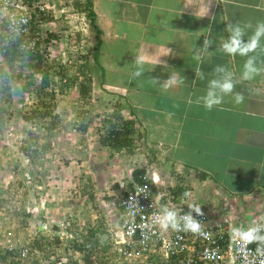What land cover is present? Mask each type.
<instances>
[{"label": "crops", "instance_id": "1", "mask_svg": "<svg viewBox=\"0 0 264 264\" xmlns=\"http://www.w3.org/2000/svg\"><path fill=\"white\" fill-rule=\"evenodd\" d=\"M90 2L99 39L95 62L90 55V72L95 73L98 86L103 85L108 91L102 89L108 99L117 96L124 107L123 114L128 115L130 108L144 127L157 158L161 156L159 160L165 161L164 170L156 171L158 179L166 188L188 189L182 199L186 207L194 202L208 216L214 213V218L209 216L212 219L229 221L241 229L248 227L252 219L264 212V73L251 81L240 80L246 57L229 56L218 48L229 36L227 25L251 24L254 29L257 22L264 21V0ZM94 31L90 27L95 40ZM205 37L213 45L201 61H196L193 49L201 47ZM106 52L121 56L116 66L99 65V54L102 60ZM138 54L145 55L150 63L145 64L144 75L135 78L133 61ZM158 57L163 63L153 67ZM260 62H264V53L258 57ZM217 65L227 67L240 80L235 91L245 98L236 104L234 93L209 111L196 101L206 93ZM197 68L204 72L205 79L196 78ZM171 74L183 78L184 83L165 90L164 80ZM152 78H158L161 85H153ZM114 154L111 157L115 158ZM124 154L120 158L123 170L128 166L125 156L129 155ZM140 160L139 157L137 163ZM152 168L148 170H155ZM237 181L247 185L237 187ZM115 188L116 184L106 187L108 197ZM112 208H106L105 217L118 224L121 215Z\"/></svg>", "mask_w": 264, "mask_h": 264}, {"label": "rangeland", "instance_id": "2", "mask_svg": "<svg viewBox=\"0 0 264 264\" xmlns=\"http://www.w3.org/2000/svg\"><path fill=\"white\" fill-rule=\"evenodd\" d=\"M71 1L61 0L55 5L52 17L47 22L37 23L36 27L41 38L40 47L45 50L44 63L49 68L48 77L55 91L52 102L56 103L55 110L62 116L59 124H66V128L54 130L45 137V130L41 127L21 121V111L29 110L37 101L33 92H23L22 88L26 82L37 83L40 77L34 73L27 78L24 76L29 73L24 60L16 59L5 66L13 75L21 73L22 76L10 79L11 88L0 93V223L12 224L16 228L15 233L23 240L34 239L37 232L48 238L55 236L58 239L52 243L55 250H65L69 240L78 239L75 235L81 236L88 225L96 224L101 219L109 222L108 226L115 225L105 217L109 203L105 189L114 180H121L139 158L136 154L125 153L128 155L125 156L128 166L123 170L120 159L123 152L115 153V158L108 156L107 149L97 142L100 132L96 130L98 122L112 109L118 108L114 106L118 97L108 99V91L104 90L103 85L102 88L98 86L94 72H90L89 80L84 82L91 89L88 97L80 98L78 95L77 82L84 68L90 65L94 38L85 13L75 9ZM58 7L62 12L55 14ZM119 57L106 52L102 60L99 54L98 63H110L114 67ZM124 65L127 66V63ZM57 73L63 75L60 89L54 83V74ZM73 78L76 81L73 80L72 85H64ZM118 104L123 114L124 107ZM80 117L87 124L85 132H78L72 126L77 124ZM29 131L42 136L38 139L37 147L47 142L45 151L33 153L36 146L28 137ZM140 159L143 160L142 157ZM160 162L163 163L152 165L155 171L164 170L165 161ZM208 163L211 164V161ZM234 184L237 187L247 185L245 181ZM209 216L214 218L215 214L210 212ZM52 229L55 233L51 232ZM20 264H34V261L30 263L27 260Z\"/></svg>", "mask_w": 264, "mask_h": 264}, {"label": "built area", "instance_id": "3", "mask_svg": "<svg viewBox=\"0 0 264 264\" xmlns=\"http://www.w3.org/2000/svg\"><path fill=\"white\" fill-rule=\"evenodd\" d=\"M59 2L61 0H0V8L9 13L19 12L28 18L27 32L21 36L25 40L18 44L20 48L35 47L38 52H45L40 47L37 23L44 20L47 22L49 10ZM0 38L3 45L14 42L8 33L7 21L0 24ZM43 56L46 57L45 53ZM117 183L115 192L110 194L109 203L121 216L118 224L107 227L110 240L107 250L102 252L99 246L91 251L84 246L82 251H77L73 245L74 242H81V237L75 235L78 239L69 240L65 250L56 249L50 259L45 261L41 252L36 249L30 251L29 245L33 239L23 240L15 233L16 228L12 224L0 223V255L8 252L10 259L14 261L30 257L31 260L37 259V264H52L53 261L54 264H85L83 256L87 254L88 264H99V258L105 259L106 264H261L264 261V256L256 253L257 245L250 244L247 250L239 247L241 241L231 235V230L241 227H236L229 221L209 218L202 207L204 215L196 218L202 221L204 231L210 234L208 239L190 232L161 229L155 218L162 214L165 207L174 209L181 215L188 212L189 207H186L181 198L172 196L154 171L144 173L139 183L134 181L130 173L124 180H117ZM144 186H147V193L141 192ZM138 192L141 193L137 194ZM131 197L137 199L142 210L135 211L128 207ZM259 223H264V212L252 219L247 226ZM53 231L52 229L51 232L55 233ZM142 233L146 234V239Z\"/></svg>", "mask_w": 264, "mask_h": 264}, {"label": "trees", "instance_id": "4", "mask_svg": "<svg viewBox=\"0 0 264 264\" xmlns=\"http://www.w3.org/2000/svg\"><path fill=\"white\" fill-rule=\"evenodd\" d=\"M71 4H73L75 6V9H77L79 12L88 10V12L85 14L86 18L89 19V26L95 30V40L90 52V55H92V61L95 62V51L99 43V39L96 36L98 30L93 23V12L90 9L91 2L90 0H84V2L72 0ZM48 36L52 37V35L50 34ZM22 40H25L24 36L19 37L18 39H15L14 42L12 41L5 45H3L0 40V74L4 73L5 68L9 65L8 62H12L17 59L19 61L24 60L25 66H27V70L29 71V73L24 75L26 78L28 76H31L33 73L40 75L37 83L32 84L31 82H26L22 88L23 92H33L37 96V101L29 110L21 111L20 119L21 121H23V123L30 124L33 127H41L43 130H45L44 135L45 137H47L54 130L56 131L57 129H65L66 124H59L61 122L60 119L62 118V116L55 110L56 103L52 102L54 100L55 91L53 86L51 85V80L48 77L49 68L44 63L45 57L43 56V53L45 52H38L35 47L20 48L18 44ZM84 57L86 58V56ZM90 68V66H86V68H84L82 76L77 82V92L80 98H87L91 90L89 86L84 83L86 80H89ZM57 74H54L56 77L54 83L56 84V88L59 87L60 89L62 87L60 80L63 75H60L59 73ZM21 76V73H16L15 75L10 73L9 80L13 78L17 79ZM75 79H68L69 82H66L64 85H72L73 80ZM99 87L101 88V86ZM7 88L8 87L0 88V93L5 91V89ZM114 106L118 108L116 110L112 109L111 113L105 114L98 122L96 130H99L100 132H98L97 135V142L99 146L106 147L108 149V151L110 152L109 155L122 151L126 154H136L138 157H142L143 160H140L142 162H138V166L136 165L137 167L135 166L131 171L132 178L135 182L139 183L141 182V176L146 173V171L150 167H152L151 163L159 164L163 162H160L159 160V157L161 156L157 158V154L154 153L155 149L152 147L153 145L148 142L144 127H142L138 120H136V117L134 116L132 110L130 108L128 110V114L133 115L132 117L131 115H126V113L124 114V116L122 112H120L121 106H119L118 102L114 103ZM83 120L80 117L77 124H72L73 127L75 126L76 131H86L87 124H85V120ZM28 137L35 144V146L38 144V139L42 138V136L37 135V133L34 134L30 131L28 132ZM45 144H40L41 148L36 146L33 150V153L38 154L45 151L48 147V144ZM167 190L172 194L174 198L185 199L186 196L184 194L188 189L185 190L183 187L181 188L180 186H177L173 189L169 187L167 188ZM90 198L93 199V196H90ZM192 204L196 203L192 202ZM101 221L103 220L101 219ZM101 221L99 220L96 222V224L88 225L86 230L82 231L83 233L80 232L82 236L81 242H74L73 245V247L77 251H82L84 246L88 247L91 251L99 246L100 251L103 252L107 250V248L110 246L109 234L107 232L106 225ZM100 235H106L108 237L107 241L104 244H101L99 242L98 237ZM36 236L37 237H35L29 245L30 251L32 249H36L38 252L42 253L43 260H49L52 253L56 252V250L54 249L55 247L52 246V243H56L58 239L55 238V236H53V238H48L45 235L43 236L40 232H37ZM10 256L11 255L8 254V252L1 254L0 264H20V262H24L27 260L32 263L34 261L35 264L38 263L37 259L31 260L30 257L24 261H14L12 258L10 259ZM88 256V254L83 256V261L85 264L89 263ZM52 264H54V261Z\"/></svg>", "mask_w": 264, "mask_h": 264}, {"label": "clouds", "instance_id": "5", "mask_svg": "<svg viewBox=\"0 0 264 264\" xmlns=\"http://www.w3.org/2000/svg\"><path fill=\"white\" fill-rule=\"evenodd\" d=\"M57 9L58 11L55 12V14L58 13L59 11L62 12L61 7H58ZM54 10H55V5L53 9L51 7V10H49L50 12L49 18L52 17ZM5 21H7L8 33L10 34L12 40L18 39L22 35L26 34L27 32L26 26L28 24V18L26 16L21 15L19 12L9 13L5 9L0 8V24L4 23ZM226 27L229 36L227 37V39L223 40L220 43L218 51H221L229 56L238 55L241 57H246L245 62L243 64V71L240 80L251 81L255 79L257 76L264 73V62L258 63L259 55L261 53H264V44H262V40H264V21L257 22L254 29L251 24H245L244 26H241L239 24H229ZM250 29L252 31H251V35L249 36L248 31ZM245 37H247L246 40ZM212 45H213V41L205 37V39L203 40V45L201 47L198 48L195 47L193 49V59L196 61H201L204 58V55L209 53V49ZM170 53L171 52L165 55H169ZM133 63L136 67V70L133 73V77L138 78L144 75L145 64L150 63V61L147 59L145 55L138 54L135 56ZM160 63H163V61H161L158 57L156 61L153 62V67L156 64H160ZM213 73H214V78L208 81L206 93L197 99L196 101L197 103H202L207 110L211 111L213 108L222 105L224 102V98L226 96H233L234 93L235 94L233 96V99L236 104H241L244 102L245 97L243 93L235 91L237 84L240 83V80L234 78V74L232 71H230L227 67L223 65H217L213 69ZM9 76H10V72L8 71L7 68H5L4 73L0 74V88H4V87L11 88V82L9 80ZM195 76L200 80L205 79L204 72L199 68H197V70L195 71ZM164 81L166 83H164L162 87L165 90L170 86H175L177 84L184 83L183 78H179L173 74H171L169 78ZM151 82L153 85H161V81H159L158 78H152ZM137 164H133L132 168H134ZM131 171L132 169H130L128 173L131 174ZM151 171L157 173L155 170H151ZM151 171L147 170L146 172L150 173ZM124 179L125 178H122L121 180ZM160 182L162 183V180H160ZM113 184H116V188H117L118 185L117 180L116 181L114 180ZM121 187H123V185H121ZM141 192L147 193V186H144ZM141 192H138L137 194ZM184 195L187 196L188 193H185ZM109 202H110V195H109ZM107 207L112 208L110 203H108ZM128 207L134 209L135 211L142 210L138 206V201L135 197L130 198ZM188 207H189V211L184 213L183 215H181L174 209L165 207L162 210V214L155 218L156 223L163 230H168L170 228L176 232H185V233L190 232L193 235L208 239L210 234L204 231L202 227V221L196 218V216L204 215V212L202 211L201 208L202 206L196 204H190L188 205ZM193 213H195L196 215L194 216ZM101 222L105 224L106 227H108V223H106V221L103 220ZM142 235L144 236L145 239L147 238L146 234L142 233ZM231 235L238 238L241 241L239 247L242 250H247L248 245L255 244L257 245L256 253L260 256H264V223L254 224L253 226H250L247 229L234 227L231 230ZM98 239L101 244H104L107 241L108 237L106 235H100ZM98 262L99 264H106V261L103 258H99ZM261 264H264V261H261Z\"/></svg>", "mask_w": 264, "mask_h": 264}]
</instances>
